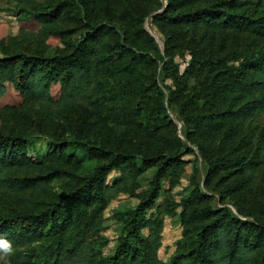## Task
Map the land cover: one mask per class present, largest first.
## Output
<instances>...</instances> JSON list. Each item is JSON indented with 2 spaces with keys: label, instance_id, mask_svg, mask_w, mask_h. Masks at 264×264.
Instances as JSON below:
<instances>
[{
  "label": "trees",
  "instance_id": "1",
  "mask_svg": "<svg viewBox=\"0 0 264 264\" xmlns=\"http://www.w3.org/2000/svg\"><path fill=\"white\" fill-rule=\"evenodd\" d=\"M6 9L20 26L1 39L0 56V242L11 249L9 264H165L157 254L163 214L175 203L168 197L147 211L161 180L170 191L185 163L158 70L173 80L169 98L207 168L203 186L194 169L180 203L182 234L168 264H264V52L234 58L228 42L264 40V0H8ZM159 9L151 22L163 53L143 26ZM74 29L80 36L71 41ZM50 38L66 47L45 56ZM186 52L191 87L174 62ZM143 71L148 83L139 80ZM113 78L120 86L109 93ZM141 93H156L152 106L136 99ZM36 133L52 141L39 161L27 155ZM151 167L148 188L136 193L137 177ZM112 170L120 176L108 186ZM113 190L139 202L122 213L124 232L104 256Z\"/></svg>",
  "mask_w": 264,
  "mask_h": 264
},
{
  "label": "rangeland",
  "instance_id": "2",
  "mask_svg": "<svg viewBox=\"0 0 264 264\" xmlns=\"http://www.w3.org/2000/svg\"><path fill=\"white\" fill-rule=\"evenodd\" d=\"M8 0H0V56L3 55L2 47L5 46L6 42H3L1 39L7 37H14L18 35L19 32V23L16 16L11 11L7 10ZM161 9L152 12L149 16L144 18L143 26L146 31L155 39L160 53H163V40L162 34L151 22V16L160 11ZM80 32L78 33L76 29L72 32L70 40L79 38ZM21 42L23 40L19 38ZM230 43L231 55L234 58L240 57H249L251 55H257L260 52H264V40L258 39L253 41L252 37L249 36H239L234 38L230 36L228 39ZM50 45L47 46L44 53L45 56H52L57 50L64 49L66 47L65 43L57 38H50L48 40ZM34 46V45H32ZM148 56L152 58L155 57V54L151 51L147 52ZM190 54L186 52L183 55H176L174 57V62L178 66V74L181 76L182 81H186L188 87H191L195 80L188 78L189 76L185 74L186 68L190 61ZM234 61H232L233 63ZM236 64V62H235ZM146 67V66H143ZM148 68V67H146ZM145 80L140 77L139 80L146 83L149 82V74L143 71ZM166 72H160L156 74V80L158 85V93L163 94L160 99L164 102L165 113L169 119L174 121L177 125V131L179 137L183 140L184 146L182 147L183 155L182 160H184V171L180 177L179 183L169 191L168 179L161 180V189L159 195L155 201V204L152 208L147 211V215H153L156 213L159 207H162L169 197L175 203L173 214H163V227L161 231V245L158 249V257L165 264L169 263L171 255L174 253L176 248V243L181 238L182 226L180 223L179 213L181 210L180 203L185 200L192 190V176L194 169H197L196 180L199 181V184L203 186V179L206 172V164L203 161L201 154L199 153L197 147L193 144H190L184 135V125L181 121L180 113L178 111V102L172 98H169V93L174 89V82L171 78L166 77ZM148 77V78H147ZM123 78V77H122ZM123 80V79H122ZM120 86V81L117 78L109 80V87L107 92L113 93V90L116 87ZM124 86V85H123ZM125 88V86L123 87ZM152 94V95H150ZM156 93H141L136 96V99L141 102L144 106H152L151 101L155 99ZM169 98V99H168ZM201 104V103H200ZM146 117L149 116L146 114ZM52 141L45 135L36 133L33 137L31 146L28 147V157L33 161H39L46 156L49 150L52 149ZM190 149V151H187ZM138 165H141V162L138 160ZM155 172V168L144 169L143 173L137 177V187L135 192L142 193L144 192L152 179V176ZM119 172L117 170H112L107 174L105 183L108 186H112L113 182L119 178ZM59 187L56 185L54 192H59ZM204 191H207L203 188ZM208 192V191H207ZM217 201L219 200L218 196L215 195ZM215 199V200H216ZM139 199L137 196L131 195L127 191H111L109 201L106 208L103 211V230L101 232L104 238V245L102 247V254L108 256L114 253L115 248L118 244L120 236L124 232V223L122 213H126L130 210H133L138 204ZM216 204V202H215ZM232 211L235 212L234 207L231 203H224ZM142 236L147 235V229L143 228L140 231ZM48 243L41 242L42 247L46 246ZM43 248H40L39 251L42 252ZM41 255V253H40ZM0 264H9V262L4 258L0 259Z\"/></svg>",
  "mask_w": 264,
  "mask_h": 264
},
{
  "label": "clouds",
  "instance_id": "3",
  "mask_svg": "<svg viewBox=\"0 0 264 264\" xmlns=\"http://www.w3.org/2000/svg\"><path fill=\"white\" fill-rule=\"evenodd\" d=\"M0 248L4 249V255H0V259H4V256L11 254V249L8 245L4 244L3 242H0Z\"/></svg>",
  "mask_w": 264,
  "mask_h": 264
}]
</instances>
